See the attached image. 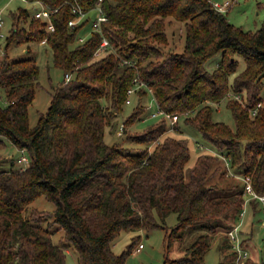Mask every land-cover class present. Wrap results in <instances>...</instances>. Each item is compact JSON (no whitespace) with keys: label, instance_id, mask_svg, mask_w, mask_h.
<instances>
[{"label":"trees","instance_id":"obj_1","mask_svg":"<svg viewBox=\"0 0 264 264\" xmlns=\"http://www.w3.org/2000/svg\"><path fill=\"white\" fill-rule=\"evenodd\" d=\"M28 1L56 9L50 15L54 30L20 7L11 12L6 46L46 41L54 66L71 77L54 87L46 111L30 126L28 106L40 85L37 60H9L6 54L0 59L6 99L0 104V145L5 138L28 157L25 167L0 171V264H66L51 224L62 231L61 243L76 251L77 264H124L139 239L136 233L164 227L171 213L177 221L169 237L194 238L182 256L164 264H202L218 233L227 238L219 249L227 242L232 247L228 231L240 219L244 183L224 175L230 169L250 176L254 190L264 194V30L234 26L211 0H102L107 19L101 31L80 40L87 19L70 26L76 17L72 7L88 13L97 0ZM175 20L184 24L182 52L167 49V26ZM103 36L111 47L95 57ZM216 55L218 60L207 65ZM121 58L131 63L122 65ZM239 58L244 67L237 71ZM134 78L143 84L117 129ZM147 94L162 111L160 118L143 131L131 130L146 111ZM224 98L234 129L213 119V104ZM178 119L214 151L202 149L188 164L191 147L187 136H177ZM106 127L128 144L144 147L133 151L108 143ZM41 195L54 203L52 210L31 207ZM247 206L252 214L264 212L257 200ZM49 215L52 223L43 227ZM122 231L136 235L115 253L111 243ZM242 232L241 246L248 249L252 232L245 237ZM232 252L233 261L222 264H236ZM262 254L256 259L249 252L244 264H264V245Z\"/></svg>","mask_w":264,"mask_h":264},{"label":"rangeland","instance_id":"obj_2","mask_svg":"<svg viewBox=\"0 0 264 264\" xmlns=\"http://www.w3.org/2000/svg\"><path fill=\"white\" fill-rule=\"evenodd\" d=\"M212 2H218L223 4L226 0H211ZM231 3L224 9L223 13L227 17L230 23L236 27H240L243 30L256 31L258 29L264 30V0H228ZM26 8L30 13H33L35 8L34 4L26 0H0V10L3 16V26L0 31L3 33V37H0V59L6 54L9 60L20 59L24 57H35L39 66V87L36 90L34 100L28 106L29 124L33 126L36 124L39 115L44 113L49 105L51 99V93L55 86H57L64 79V70L54 66L52 61V50L46 43V41L40 42H24L17 43L12 41L7 45L6 37L9 35V31L12 26L11 12L17 11L18 8ZM37 7H40L37 5ZM36 7V8H37ZM94 10H90L86 19L85 26L78 33L80 40L86 38L89 35L91 29V21L93 19ZM167 33L169 36V45L167 49H172L176 52H182L184 48L185 32L184 24L180 21H174L167 26ZM29 48V50H28ZM219 55H216L207 61V65H213L218 60ZM240 63L238 70L244 67V61L239 58ZM264 83V82H263ZM229 97V95H228ZM146 106L145 113L130 126L131 130L143 131L147 126L153 124L160 118V114L153 117V112H158V106L151 98L149 94L142 99ZM5 91L0 88V104H5ZM226 99L224 98L219 103L213 104V119L222 121L229 125L232 129L235 128V122L232 117L230 109L226 107ZM135 106V99L133 93L129 96V101L124 106L123 112L117 117V129L118 126L130 115ZM173 122L175 119L172 120ZM178 126L180 127V134L177 136H187L191 147V158L188 164L193 163L196 154L202 149L208 151H214L213 147L205 141L201 134L190 126H185L183 120L178 119ZM172 129V126L169 130ZM168 130V132H170ZM105 140L108 143L120 142L123 146H131L133 151L138 148L144 147V145L128 144L125 137H118L114 131H110L108 127L105 130ZM200 145H203L201 148ZM204 150V151H206ZM22 154H26L18 149L15 145L3 138V143L0 145V171L9 169H19L25 167L27 163L21 162L18 159ZM238 175V171H236ZM224 177H233L239 179L229 173L228 171ZM215 179L219 180L222 184L226 181L217 174ZM31 207L40 210H52L54 203L46 199L43 195L37 197L32 203ZM254 210V209H253ZM264 210V209H263ZM256 213L252 214L250 208L246 206V212L243 216L241 223V230L243 231V237L252 232V237L248 241V250L251 252L252 257L256 259H262V249L264 245V225L260 224V221L264 219V212L258 213L259 209L255 210ZM52 218L49 215L48 218L41 223L43 227H48L49 223H52ZM176 214L171 213L166 217L164 227H156L151 230H141L138 241L131 248L130 254L126 257L124 264H164L166 258L174 259L184 254L185 247L193 240V234H185L182 238L169 237L171 228L176 225ZM52 232V240L60 246H64L65 249V261L66 264H77V253L74 248L61 243L60 237L62 231L58 230L57 225L51 224L48 227ZM131 231H122L111 243L112 250L115 253H120L125 250L132 241V237L136 235ZM241 236V235H240ZM227 241L224 233H218L212 239V244L209 250L204 256L202 264H222L233 261L232 247H227L223 250L219 249V242L221 240ZM142 244V248L136 251L138 244Z\"/></svg>","mask_w":264,"mask_h":264},{"label":"built area","instance_id":"obj_3","mask_svg":"<svg viewBox=\"0 0 264 264\" xmlns=\"http://www.w3.org/2000/svg\"><path fill=\"white\" fill-rule=\"evenodd\" d=\"M28 1V0H26ZM102 0H97L93 9L94 10V15H93V19L91 21V29L90 32L92 31H101V24L106 21V14L102 8ZM231 2L226 0L223 4L218 3V2H213L214 7L219 10V11H224V9L230 4ZM34 4V12L32 13V15L36 18H41L44 19L45 21L48 22L47 28L48 30H54V26L53 23L51 22L50 19V15L56 10V9H50L49 7H47L45 4L40 3V2H34L32 3ZM40 6V7H37ZM37 7V8H36ZM72 10L76 13V17L69 20L68 24L70 26H74L78 23H80L85 16L87 15V13H85L80 7L79 5H74L72 7ZM3 26V16H2V11L0 10V29ZM89 32V33H90ZM0 37H3V33L0 31ZM84 39V38H82ZM109 47H111L110 41L107 37L103 36L99 46L96 48V50L94 51V56L95 57H99L100 55H102ZM131 63L130 60L128 59H124L121 58V64L125 65V64H129ZM65 82L68 81L71 77V73L69 72H65ZM134 86L128 89V94H132L136 88L140 87L143 83L137 79L134 78L133 80ZM235 98L239 99V95H233ZM260 103L257 104V106H259ZM253 113L256 112V109H254L252 111ZM162 111L159 110L158 112H153L152 115L156 116L158 114H161ZM176 119V116L173 115L172 116V120ZM122 128V126H121ZM120 133V131L118 132ZM224 161H225V165L227 167H229V159L226 157H223ZM21 162L27 163L28 162V157L25 154H22L21 157L18 159ZM229 173H231L232 175L239 177V179H241L244 183V193H245V200H244V205H243V209L241 210V212L239 213V221L236 225H234L229 231H228V236H229V241L232 245V248L236 251V264H244L245 259L248 257L249 255V250L245 247L241 246V236H240V227H241V221L243 219V216L246 212V206L248 205V203L250 202V200H257L262 204V208L264 209V194H259L257 193L251 183V179L250 176H243V175H238L235 173H232L229 169L228 171ZM264 224V219L262 220V225ZM142 248V244L139 243L138 246L136 247V251H139Z\"/></svg>","mask_w":264,"mask_h":264}]
</instances>
